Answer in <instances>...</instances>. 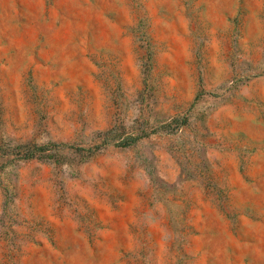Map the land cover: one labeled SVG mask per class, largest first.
<instances>
[{"label":"rangeland","instance_id":"obj_1","mask_svg":"<svg viewBox=\"0 0 264 264\" xmlns=\"http://www.w3.org/2000/svg\"><path fill=\"white\" fill-rule=\"evenodd\" d=\"M0 264H264V0H0Z\"/></svg>","mask_w":264,"mask_h":264}]
</instances>
